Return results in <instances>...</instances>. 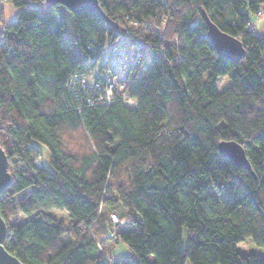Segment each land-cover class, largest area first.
Masks as SVG:
<instances>
[{
    "label": "trees",
    "instance_id": "1",
    "mask_svg": "<svg viewBox=\"0 0 264 264\" xmlns=\"http://www.w3.org/2000/svg\"><path fill=\"white\" fill-rule=\"evenodd\" d=\"M98 2L111 23L11 0L17 18L0 28V146L13 176L0 195L4 246L23 264H264L237 248L250 239L264 250V33L253 27L264 0ZM203 12L242 43L240 61L216 52ZM129 24L136 107L122 94L89 101L75 80L99 61L88 46L102 53ZM223 141L243 146L251 170L221 155ZM110 241L129 255L110 256Z\"/></svg>",
    "mask_w": 264,
    "mask_h": 264
},
{
    "label": "water",
    "instance_id": "2",
    "mask_svg": "<svg viewBox=\"0 0 264 264\" xmlns=\"http://www.w3.org/2000/svg\"><path fill=\"white\" fill-rule=\"evenodd\" d=\"M46 3L49 6L63 5L73 13L90 11L104 19L107 23H111L102 11L98 0H46ZM203 18L208 24V38L216 52L221 57L227 58L233 62L240 61L245 55L242 43L234 37L220 31L217 26L209 20L205 12H203ZM120 33L124 34L125 31H120ZM219 150L223 157L233 161L239 168L251 170V165L248 161L246 151L238 142L223 141L219 144ZM12 183L13 176L9 172L8 158L5 151L0 146V195L5 192L12 185ZM6 236L7 224L0 214V264H23L4 246Z\"/></svg>",
    "mask_w": 264,
    "mask_h": 264
},
{
    "label": "rangeland",
    "instance_id": "3",
    "mask_svg": "<svg viewBox=\"0 0 264 264\" xmlns=\"http://www.w3.org/2000/svg\"><path fill=\"white\" fill-rule=\"evenodd\" d=\"M254 22L255 23H254L253 27H255L256 31H258L259 34L262 35L264 33V14H260L258 16V18H255ZM144 27H147V25H145ZM70 28H71V26H70V24L68 23V20H67L65 33L68 30H70ZM129 29L132 32L125 31L124 34H121L118 31L117 38L115 37L113 39V41L106 40L103 43L104 47H107L110 44V45H112L111 47H113L115 49V51L118 52L117 55H118L119 63L115 66L116 70H119V68H117V67L121 66L122 61H123L125 56H131V57H134V58L139 56V54L136 52L137 49L135 48V45L133 44V42L135 40V36H134L133 33H134V31H138L139 28L136 25H134V24H129ZM167 29H169V28L168 27L166 28L164 26L163 32L166 31ZM122 42H125L123 49L120 48V46L122 45ZM143 45H144V48H145V52H144L143 55L140 54L141 57L144 59V61H143L144 63H142V66H141L142 68H144L146 66L145 64L148 63V61H150V56H151V53L153 51L152 47H150V45H148L147 43H143ZM137 46L140 48L142 45L140 43H137ZM88 50H90L91 52H94V50H95L94 45H92L91 47H88ZM103 64H104L103 60H99L97 62V65L95 66L96 68L95 67H91L93 69H89V71L86 74L91 75V76H94V75L98 76L101 73V69H103V67H102ZM141 67H140V69H142ZM84 77H85V74L84 75H79V76H77L75 78V80L78 79L80 81V84L83 85V83L85 81ZM88 80H90V77L88 78ZM113 81H115L114 83H116L117 87L122 88L121 86H118V85H121V83H119L117 80H113ZM229 83H230V81H229V79L227 77H220L219 80H218V84H217L218 90L222 91L223 89H225L229 85ZM108 92H109L108 90H107V93L103 92L104 93V97L103 98H105V96L107 94L110 95V93H108ZM120 94H122V97L124 99V103H125L126 106H127V102L128 101H130V100H132V102L135 101L132 98L126 97L127 93L121 92ZM34 144L40 148V150L42 152V155H43L44 164L49 167L50 155H49L48 150L44 146H42V145H40L38 143L34 142ZM54 214L59 216L60 218H64V219L66 218L65 213L62 210L55 209ZM19 216H20V220L24 221V220L28 219L29 217H32L33 215L32 216H25L23 214H19ZM116 227L119 228L120 225H117ZM186 236H187L186 230H184V242L185 243H186ZM237 248H238V251L241 254H243V255H247L250 252L257 251L262 256H264V250L262 248L257 247L250 239H248V240H246L244 242H241L238 245ZM105 249H106L107 253L110 254V256H127V255H129L128 248L121 242L120 243H114L113 241H110V242H108L105 245Z\"/></svg>",
    "mask_w": 264,
    "mask_h": 264
},
{
    "label": "built area",
    "instance_id": "4",
    "mask_svg": "<svg viewBox=\"0 0 264 264\" xmlns=\"http://www.w3.org/2000/svg\"><path fill=\"white\" fill-rule=\"evenodd\" d=\"M94 44H90L88 47H91L94 45V53L96 54V60H103V69H101V73L97 76H91L88 74H85V81L83 83V88L85 90H89L92 92L93 95H91V98L89 101L97 100L98 103H104V104H110L114 101L117 95H119L121 92L127 93L126 97L130 98L129 93L127 92L128 87L132 84V79L129 75V70L133 69L134 63L136 60L134 57L131 56H125L128 58L127 64H121L119 70H116V65L119 63L118 61V52L115 51L112 45H108L107 47H104L102 50V53L96 50L95 40L93 41ZM125 42H122V45L120 46L121 49H123ZM129 54V53H128ZM124 57V58H125ZM132 59V60H131ZM96 68V67H95ZM90 77V80L88 78ZM117 80L119 83H121L122 88L117 87L116 83H114ZM107 90L109 91L110 95H106L104 97V93H107ZM134 101V100H133ZM132 100L127 102V106L131 109H134L135 107H132ZM31 161H34V164L36 167L40 168L43 166V163L40 159H37L36 157H31ZM21 167L24 169L30 168V162L28 160H25L23 164H21ZM33 170V168H32ZM113 219L115 222H118L117 217L113 216Z\"/></svg>",
    "mask_w": 264,
    "mask_h": 264
},
{
    "label": "crops",
    "instance_id": "5",
    "mask_svg": "<svg viewBox=\"0 0 264 264\" xmlns=\"http://www.w3.org/2000/svg\"><path fill=\"white\" fill-rule=\"evenodd\" d=\"M18 15V9H16L11 0H0V28L3 24L13 23Z\"/></svg>",
    "mask_w": 264,
    "mask_h": 264
},
{
    "label": "bare ground",
    "instance_id": "6",
    "mask_svg": "<svg viewBox=\"0 0 264 264\" xmlns=\"http://www.w3.org/2000/svg\"><path fill=\"white\" fill-rule=\"evenodd\" d=\"M132 107H135V103H132Z\"/></svg>",
    "mask_w": 264,
    "mask_h": 264
}]
</instances>
